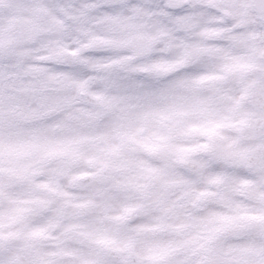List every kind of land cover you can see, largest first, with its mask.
<instances>
[{
    "label": "snow or ice",
    "instance_id": "obj_1",
    "mask_svg": "<svg viewBox=\"0 0 264 264\" xmlns=\"http://www.w3.org/2000/svg\"><path fill=\"white\" fill-rule=\"evenodd\" d=\"M0 264H264V0H0Z\"/></svg>",
    "mask_w": 264,
    "mask_h": 264
}]
</instances>
